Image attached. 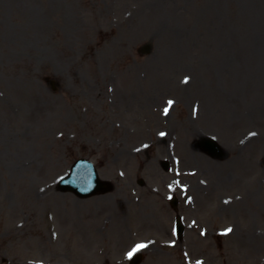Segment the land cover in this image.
I'll list each match as a JSON object with an SVG mask.
<instances>
[{"label":"rangeland","instance_id":"obj_1","mask_svg":"<svg viewBox=\"0 0 264 264\" xmlns=\"http://www.w3.org/2000/svg\"><path fill=\"white\" fill-rule=\"evenodd\" d=\"M83 156L111 192L57 190ZM175 179L195 194L180 211L233 229L189 228L193 257L264 264V0H0V264H108L105 245L116 264L118 233L170 238L152 189Z\"/></svg>","mask_w":264,"mask_h":264},{"label":"water","instance_id":"obj_2","mask_svg":"<svg viewBox=\"0 0 264 264\" xmlns=\"http://www.w3.org/2000/svg\"><path fill=\"white\" fill-rule=\"evenodd\" d=\"M201 145L210 146L211 147V152H214L215 154H221V152H222L220 147H219V145L216 142H214V141L212 142L210 140L205 139V140H203L201 142ZM87 173H89V172L88 171L87 172L84 171V174L81 176V179L85 180V182L83 184L84 188H81V187L75 185L77 180H78L79 173L73 174V176L69 175L67 177V179L63 180V182H62L63 185H62L61 188L65 189V190L71 189V190H74L75 192H77V193H79L81 195H87L88 191L91 188H93V186L95 185V184H93L94 178L92 176L87 177ZM95 182H97V184L99 182L98 186H102L103 185V184L100 183L99 179L95 180ZM79 188H80V190L83 191V193H81L79 191Z\"/></svg>","mask_w":264,"mask_h":264},{"label":"snow or ice","instance_id":"obj_3","mask_svg":"<svg viewBox=\"0 0 264 264\" xmlns=\"http://www.w3.org/2000/svg\"><path fill=\"white\" fill-rule=\"evenodd\" d=\"M184 82L185 83L188 82L187 78L185 79ZM173 103H174L173 101L169 100L168 101L169 107H171ZM167 113H168V108L165 109V114H167ZM253 135H254V133H253ZM232 230H233L232 228H228L226 231L230 233ZM143 247H146V245H144V244H138L131 252L128 253L129 257H131L134 252L138 251L139 249H141Z\"/></svg>","mask_w":264,"mask_h":264}]
</instances>
